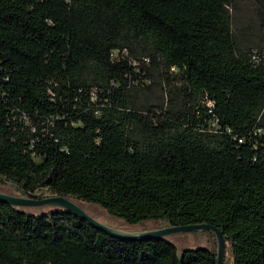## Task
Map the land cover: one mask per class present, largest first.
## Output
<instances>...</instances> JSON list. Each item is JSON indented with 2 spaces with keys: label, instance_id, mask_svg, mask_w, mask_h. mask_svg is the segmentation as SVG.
I'll list each match as a JSON object with an SVG mask.
<instances>
[{
  "label": "trees",
  "instance_id": "trees-1",
  "mask_svg": "<svg viewBox=\"0 0 264 264\" xmlns=\"http://www.w3.org/2000/svg\"><path fill=\"white\" fill-rule=\"evenodd\" d=\"M263 45L264 0H0V183L129 225L209 224L225 262L264 264ZM217 261L0 203V264Z\"/></svg>",
  "mask_w": 264,
  "mask_h": 264
},
{
  "label": "rangeland",
  "instance_id": "rangeland-1",
  "mask_svg": "<svg viewBox=\"0 0 264 264\" xmlns=\"http://www.w3.org/2000/svg\"><path fill=\"white\" fill-rule=\"evenodd\" d=\"M237 17L239 20V24L244 29L247 28L251 29V30L249 29L246 32V36L250 35L251 40L255 44H257L260 41L262 34L260 33L259 21L255 14V5L251 2L244 4L241 13ZM0 192L10 195L20 196L16 192L15 187L9 182L0 183ZM35 195L38 198L55 196L47 189L39 191ZM72 200H74V202H76L95 220L109 227H113L128 232H145V231L158 230L164 228V226L161 223L153 222V221L140 223L138 225H129L125 221L118 219L114 216H111L108 212H106L101 207L95 204H86L75 199ZM24 210L31 214H43L51 211V208L34 207V208H27ZM212 233L213 232H211L210 234ZM210 234L208 232H201V231L179 233L168 237L167 240L173 243L179 249L180 252H182L185 249H196L201 247L215 250V248L217 249V247H215V238ZM225 264H232L231 257L227 259Z\"/></svg>",
  "mask_w": 264,
  "mask_h": 264
},
{
  "label": "water",
  "instance_id": "water-1",
  "mask_svg": "<svg viewBox=\"0 0 264 264\" xmlns=\"http://www.w3.org/2000/svg\"><path fill=\"white\" fill-rule=\"evenodd\" d=\"M0 203L9 205L15 210H23L34 207H49L51 210H62L70 212L77 217L87 221L94 228L99 229L114 239L128 242H142L149 240H167L168 237L187 232H213L217 240V264H224L226 258V240L224 234L216 227L209 224H190L185 226L164 227L158 230L145 232H128L106 226L90 216L74 200L64 196H50L38 198L37 196L27 198L0 192Z\"/></svg>",
  "mask_w": 264,
  "mask_h": 264
}]
</instances>
